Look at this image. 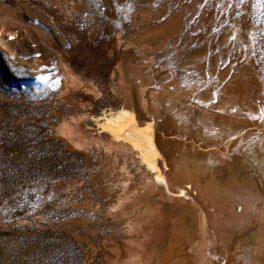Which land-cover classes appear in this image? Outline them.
I'll use <instances>...</instances> for the list:
<instances>
[{"label": "rangeland", "instance_id": "rangeland-1", "mask_svg": "<svg viewBox=\"0 0 264 264\" xmlns=\"http://www.w3.org/2000/svg\"><path fill=\"white\" fill-rule=\"evenodd\" d=\"M147 54L156 59L152 67ZM120 63L133 88L129 104ZM171 67L196 87L194 104L156 117L140 97L143 88L148 95L171 86ZM69 70L82 87L70 84ZM233 95L236 131L229 121ZM220 102L225 122L217 133L211 114L202 123L199 113ZM90 113L85 124L116 140L121 122L150 120L153 136L204 147L195 158L209 166L215 157L208 143L235 138L237 163L225 164V186L232 187V173L263 190L264 0H0V264L124 261L135 235L124 233L108 209L125 173L132 187L146 178L131 152L74 146L59 132L62 124L79 127ZM245 235L228 231L216 264H253L260 256Z\"/></svg>", "mask_w": 264, "mask_h": 264}, {"label": "bare ground", "instance_id": "bare-ground-1", "mask_svg": "<svg viewBox=\"0 0 264 264\" xmlns=\"http://www.w3.org/2000/svg\"><path fill=\"white\" fill-rule=\"evenodd\" d=\"M150 45H147L149 50H157L160 46L155 45L151 48ZM144 60L150 63L151 67L156 62L151 54L144 55ZM60 65L65 71L68 70L62 59ZM168 71L171 75V86L165 91L156 88L157 90H151L148 95L143 88L140 97L144 109L157 114L156 117L160 113H182L188 109L191 111L194 104L193 92L196 87L181 79L176 68L171 67ZM118 72L122 78L126 104H129L134 101L133 88L126 80L122 63L118 65ZM67 74L72 86L82 87V82L77 76L70 70ZM86 90L94 92L87 86ZM231 98L229 121L236 131L239 117L237 95ZM217 105V108L208 114L206 108L202 107L199 119L200 122L207 123V118L211 114L214 129L221 133L222 124L225 122L222 114L225 104L220 102ZM90 116L91 113L81 116L79 127L61 123L59 132L74 146L102 149L107 153L115 150L131 152L136 169L146 178L145 184L132 187L131 183L134 181L131 183L128 181L133 176L130 177L129 172L125 173L127 181L115 187L118 201L108 209V213L121 224L124 233L135 235L129 240L124 261L120 264H197L195 253L200 259V264H216L215 251L217 246L225 243L228 231L243 234L246 232L245 236L252 252L260 256L253 264H264V189L259 190L251 186L247 180L240 178L241 175L238 178L231 175L232 173L230 174L232 187L227 188L224 184L225 164L228 163L233 168L237 163L235 162L237 156L233 152L235 138L226 144L222 138L208 143L211 145L207 148L208 153L215 157V161L209 166L197 162L195 158L199 154L201 156L204 147L190 145L183 139L170 140L162 135L153 136L150 120L139 118L137 126L124 121L119 122L115 129L119 137L116 140L112 137L99 136L94 128H89L85 122ZM244 180L246 182H243ZM229 183L231 185V182ZM236 198L240 202L238 207L234 205ZM196 233L198 238L195 237Z\"/></svg>", "mask_w": 264, "mask_h": 264}]
</instances>
